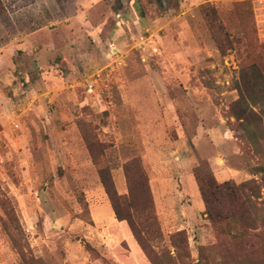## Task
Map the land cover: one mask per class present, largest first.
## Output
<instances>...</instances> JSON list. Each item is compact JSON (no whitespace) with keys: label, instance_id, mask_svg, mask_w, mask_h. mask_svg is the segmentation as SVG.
<instances>
[{"label":"rangeland","instance_id":"obj_1","mask_svg":"<svg viewBox=\"0 0 264 264\" xmlns=\"http://www.w3.org/2000/svg\"><path fill=\"white\" fill-rule=\"evenodd\" d=\"M251 65L264 75V0H0V264H255ZM200 167L246 186L250 237L207 219Z\"/></svg>","mask_w":264,"mask_h":264},{"label":"trees","instance_id":"obj_2","mask_svg":"<svg viewBox=\"0 0 264 264\" xmlns=\"http://www.w3.org/2000/svg\"><path fill=\"white\" fill-rule=\"evenodd\" d=\"M257 87L264 90V75L259 68L255 65H251L245 68L241 74V80L238 83L237 89L240 94L239 100L236 102V106H242V111L236 117L248 121L250 115H254V108L258 106V102L254 98V92ZM251 100H247L248 98ZM195 178L197 180L199 193L204 203L207 219L211 222L215 230L223 235H230L233 229L239 231V238L245 240L250 237V231L252 227L249 226L254 223L251 209L252 204H246L244 200L245 185L234 186L229 183L217 184L210 169L200 167L195 172ZM102 182L106 188V191L110 198L114 201V193L111 191L108 181L103 178ZM244 200V201H243ZM116 216L120 218L117 207L114 208ZM130 226L140 243V236L136 233L134 225L129 221ZM248 224V225H247ZM234 225V228H232ZM232 226V227H231ZM254 236L261 237V233H255ZM201 250L205 251L206 248L202 247ZM263 256L257 258L255 264H264V244L262 246ZM198 264H201L198 263Z\"/></svg>","mask_w":264,"mask_h":264}]
</instances>
